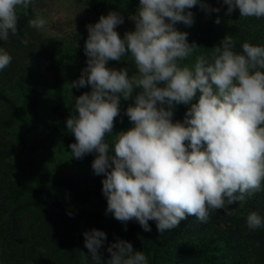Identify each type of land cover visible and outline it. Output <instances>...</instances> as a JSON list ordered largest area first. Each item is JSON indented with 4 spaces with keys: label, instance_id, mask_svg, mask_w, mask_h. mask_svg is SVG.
<instances>
[{
    "label": "clouds",
    "instance_id": "obj_1",
    "mask_svg": "<svg viewBox=\"0 0 264 264\" xmlns=\"http://www.w3.org/2000/svg\"><path fill=\"white\" fill-rule=\"evenodd\" d=\"M35 0H0V40L18 35L19 13L28 14ZM198 0H139L134 31L121 38L116 27L119 12L101 15L87 25L84 52L87 67L69 88L86 84L91 91L75 98L78 115L69 116L66 129L75 137L68 147L71 157L95 153L91 168L103 175L106 212L120 221L135 219L144 231L156 222L158 232L177 228L188 216L207 222L210 210L232 215L255 193L264 190V46L245 42L236 52L231 36L212 47L209 61L203 55L190 67L183 63L199 47L175 25L190 26L186 9ZM227 12L238 8L242 17H264V0H223ZM201 7H207L201 5ZM219 11V9H211ZM219 23V19L215 21ZM28 24L43 29L48 21L37 12ZM27 46V37L20 41ZM130 58L136 72L116 70L109 61ZM12 56L0 47V70ZM163 83V86H159ZM141 91L125 114L131 127L111 135L120 100ZM199 91L197 102L192 103ZM175 104L190 105L183 122H173ZM167 105V108L165 107ZM106 136H113L112 150ZM249 229L264 227L256 212L247 216ZM81 264H102L100 249L106 234L85 231ZM103 264H147L143 251L117 239L107 247Z\"/></svg>",
    "mask_w": 264,
    "mask_h": 264
},
{
    "label": "trees",
    "instance_id": "obj_2",
    "mask_svg": "<svg viewBox=\"0 0 264 264\" xmlns=\"http://www.w3.org/2000/svg\"><path fill=\"white\" fill-rule=\"evenodd\" d=\"M87 1L97 16L116 11L123 21L135 11L139 2L123 0L119 8L109 10L105 0ZM35 3L36 0L27 15L19 13L18 35L10 37L14 47H20V41L27 37V24ZM193 8V17L200 26L187 32L188 42L199 46L191 57L203 55L211 60L212 47L219 46L225 35L233 38L236 52L242 51L245 42L264 46V17H242L238 8L229 14L223 0H198ZM217 19L219 23L215 22ZM175 27L180 31L185 24L180 22ZM82 57H86L85 52L63 50L46 65L53 97L51 118L40 109L39 79L19 75L15 81L26 101L25 112L0 86V107L5 111L0 116V264H81L80 251L87 253L83 233L92 229L102 231L101 221L112 215L106 212L107 206L91 210L82 208L90 199L103 196L102 184L80 187L71 178L54 179L48 175L42 176L49 187L22 181L17 174L27 172L11 160L14 152L28 147V128H16L24 123L38 127L47 138L58 141L71 153L68 145L75 143V137L66 129V120L78 115L74 108L75 98L84 93V87L72 88L69 105H64L62 70L65 62ZM140 91L134 89L131 105ZM187 109L173 112V122H183ZM121 116L131 127L125 111ZM229 207L235 209L232 215H227L225 210H210L206 223L188 216L177 228L163 233L157 231L155 221L148 222L151 231H144L135 219L127 221L128 228L137 231L141 238L124 231L106 234L100 249L102 264L110 258L107 247L117 239L130 242L134 251H143L147 264H264V227L249 229L246 222L253 211L264 219V190L248 198L242 206L234 203ZM87 264L94 262L89 260Z\"/></svg>",
    "mask_w": 264,
    "mask_h": 264
},
{
    "label": "rangeland",
    "instance_id": "obj_3",
    "mask_svg": "<svg viewBox=\"0 0 264 264\" xmlns=\"http://www.w3.org/2000/svg\"><path fill=\"white\" fill-rule=\"evenodd\" d=\"M139 1V0H138ZM108 3L109 10L119 8L123 0H105ZM139 7V2L138 6ZM122 24L116 27L121 38L126 32L134 31V15L136 10ZM194 15V8L186 9ZM39 12L48 21V24L43 29H34L27 24V38L29 43L27 46L22 44L20 47H14L9 40L4 42L0 40V47H3L12 56V61L5 69L0 70V86L14 97L22 110H26V101L20 91L15 86V81L19 75H30L40 81L41 89V111L49 118L50 105L52 103V91L50 86V75L46 69V65L54 59L56 53L63 50H73L76 52H84L85 42L88 36L87 25L98 22L99 17L92 12V9L87 0H36L33 11L29 18H35ZM193 23L190 26L185 25L180 31L188 32L194 27H199L200 22L196 17H193ZM88 57L78 58L74 61L65 62L62 70L64 80L63 103L69 105L70 94L72 88H69L73 81L77 80L87 67ZM210 61V60H209ZM195 63L194 57H189L185 64L190 67ZM109 68L119 70L127 68L129 76L135 74V65L130 58H124L121 61H109L106 65ZM163 86V83L161 85ZM91 86H84V93L90 92ZM199 91L192 103L197 102ZM131 105V98L128 101L120 100V115L116 117L113 132L111 135L127 130L130 123L121 116L122 111ZM167 108V105H165ZM190 105L175 104L172 111L176 112L180 109L189 108ZM5 111L0 107V116H3ZM28 128V147L21 152H14L11 160L18 165L27 174H17V177L22 181L31 182L50 186L42 175H48L54 179L71 178L77 186H96L102 184L103 177L95 175L91 168V163L94 156L83 157L82 159L72 158L71 154L58 141L47 138L38 127L29 126L28 123L17 125L16 128ZM113 136H106V141L111 145ZM112 146V145H111ZM107 206L106 197L100 196L90 199L82 208L84 209H103ZM102 231L105 234H120L122 231L135 235L138 239L141 238L137 231L131 230L127 226V222H120L112 215L101 221Z\"/></svg>",
    "mask_w": 264,
    "mask_h": 264
}]
</instances>
